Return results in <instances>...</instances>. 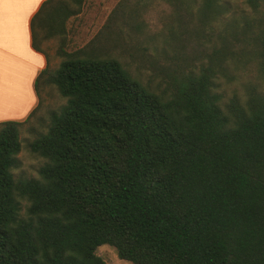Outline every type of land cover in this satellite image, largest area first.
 Instances as JSON below:
<instances>
[{
  "label": "trees",
  "instance_id": "obj_1",
  "mask_svg": "<svg viewBox=\"0 0 264 264\" xmlns=\"http://www.w3.org/2000/svg\"><path fill=\"white\" fill-rule=\"evenodd\" d=\"M85 1L44 0L31 19L33 47L48 56L56 38L61 61L37 76L28 119L48 84L66 101L29 143L45 158L37 177L14 173L28 119L0 121V264H108L103 244L135 264H264V94L225 101L217 80L246 29L227 23L199 67L179 55L215 34L231 3L164 0L172 18L155 49L172 63L161 87L103 52L100 35L67 50ZM148 1L121 0L111 17L144 30ZM244 2L261 14L251 38L264 80V0Z\"/></svg>",
  "mask_w": 264,
  "mask_h": 264
},
{
  "label": "rangeland",
  "instance_id": "obj_2",
  "mask_svg": "<svg viewBox=\"0 0 264 264\" xmlns=\"http://www.w3.org/2000/svg\"><path fill=\"white\" fill-rule=\"evenodd\" d=\"M133 1V0H131ZM231 3L230 10L220 18V25L216 26V33L207 31L206 36L193 46L181 49L179 55L194 57L197 67L201 61H207L209 55L216 46L220 45L217 33L224 30L232 19L235 25L246 34L240 33L234 38L233 57L236 60L232 64L227 75L219 72V90L223 92V99L229 100L233 96L247 97L250 89L264 94V80L259 73V65L255 54L256 45L251 38V31L256 20L261 16L259 12L247 5L244 0H228ZM121 0H86L80 14L73 16L68 21L67 50L73 51L89 44L100 35L102 40L99 47L111 56L117 57L134 74L143 81L153 86H165V70L169 69L172 58L166 53L158 54L155 44L163 47V35L167 31V23L172 18V6L164 0H150L146 11L143 12L144 30H137L126 23L130 16L116 17L112 12L124 7L119 4ZM134 5V4H133ZM246 24H250V27ZM242 32V31H239ZM46 51L51 55L50 67L56 68L61 57L57 54L59 40L51 38L44 42ZM161 50V49H160ZM161 52V51H160ZM166 54V55H165ZM40 106L33 116L29 114L35 108L29 109L27 120L21 127L22 148L17 155L18 164L14 173L18 177H37L40 167L45 163V158L31 150L29 143L46 129L49 122L48 116L52 109L65 103L66 99L60 95L55 85L48 84L41 91ZM20 109L21 105L7 107V109ZM6 113H9L6 111ZM4 120H19V118H7ZM1 120V121H4ZM23 121V120H22ZM97 253L108 264H135L118 256L114 246L103 244L98 247Z\"/></svg>",
  "mask_w": 264,
  "mask_h": 264
},
{
  "label": "crops",
  "instance_id": "obj_3",
  "mask_svg": "<svg viewBox=\"0 0 264 264\" xmlns=\"http://www.w3.org/2000/svg\"><path fill=\"white\" fill-rule=\"evenodd\" d=\"M43 1L0 0V121L24 120L39 103L35 82L51 55L33 47L31 19Z\"/></svg>",
  "mask_w": 264,
  "mask_h": 264
}]
</instances>
